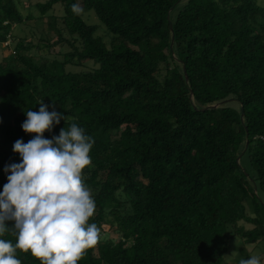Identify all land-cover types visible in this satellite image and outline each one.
I'll return each instance as SVG.
<instances>
[{
  "label": "trees",
  "instance_id": "16d2710c",
  "mask_svg": "<svg viewBox=\"0 0 264 264\" xmlns=\"http://www.w3.org/2000/svg\"><path fill=\"white\" fill-rule=\"evenodd\" d=\"M20 6L0 0V191L43 100L68 117L44 138L76 123L94 139L83 174L101 237L79 264H222L234 238L264 246V0Z\"/></svg>",
  "mask_w": 264,
  "mask_h": 264
},
{
  "label": "clouds",
  "instance_id": "9594fccd",
  "mask_svg": "<svg viewBox=\"0 0 264 264\" xmlns=\"http://www.w3.org/2000/svg\"><path fill=\"white\" fill-rule=\"evenodd\" d=\"M72 10L83 12L77 4ZM39 105L38 112L27 111L21 125L34 138L13 145L21 162L4 168L8 175L0 191V237L11 233L16 241L13 245L0 239V264H21L17 251L30 254L39 264H79L100 239V229L89 223L96 204L83 174L92 165L94 139L76 123L61 128L58 136L44 138L68 117L50 112L43 100ZM239 264H261V260L253 255Z\"/></svg>",
  "mask_w": 264,
  "mask_h": 264
},
{
  "label": "rangeland",
  "instance_id": "374dc122",
  "mask_svg": "<svg viewBox=\"0 0 264 264\" xmlns=\"http://www.w3.org/2000/svg\"><path fill=\"white\" fill-rule=\"evenodd\" d=\"M20 1V10L23 16H27V14L30 12L32 13L35 17L38 16V12L36 10V8H28L26 7V3L27 0H19ZM43 2L44 0H31V3L34 4L35 2ZM29 9V10H28ZM54 14L56 16H61L62 15V9L60 6L55 8V12ZM97 21V20H96ZM14 33L20 35V36H26L28 38V36H30V34L27 32V28L24 25L18 26L16 28H14ZM9 44V41L6 43ZM5 44V45H6ZM60 49V47H56L54 48V52H58V50ZM9 51H6L3 46H0V61L7 56ZM76 70H79L78 68ZM241 166L243 169L248 170L249 169V163L247 161L246 158H243L241 160ZM258 196L260 198V200L264 203V191L262 190H258ZM104 234L107 235L108 238L117 239V236L115 234H112L109 229L108 226L104 227ZM100 237H101V233H100ZM264 246L263 244H256V245H246L243 244L238 238H234L231 241V247L229 249V251L224 255L223 257V263L222 264H239L241 259H248L253 255H257L259 256L260 260H261V264H264Z\"/></svg>",
  "mask_w": 264,
  "mask_h": 264
},
{
  "label": "water",
  "instance_id": "95a60500",
  "mask_svg": "<svg viewBox=\"0 0 264 264\" xmlns=\"http://www.w3.org/2000/svg\"><path fill=\"white\" fill-rule=\"evenodd\" d=\"M169 30L170 31H172V24L169 22ZM171 47V46H170ZM183 72H184V74H185V71H184V69H183ZM185 81H187V78L185 77ZM190 96L192 97V95H191V93H190ZM217 107V105L216 106H210V107H207L206 109H214V108H216ZM205 109V110H206ZM240 113H241V118H243V109L242 108H240ZM247 144V143H246ZM240 159V156L238 157V159L237 160H239Z\"/></svg>",
  "mask_w": 264,
  "mask_h": 264
},
{
  "label": "built area",
  "instance_id": "2783aa9c",
  "mask_svg": "<svg viewBox=\"0 0 264 264\" xmlns=\"http://www.w3.org/2000/svg\"><path fill=\"white\" fill-rule=\"evenodd\" d=\"M261 141H263L264 142V136H260V137H258Z\"/></svg>",
  "mask_w": 264,
  "mask_h": 264
}]
</instances>
